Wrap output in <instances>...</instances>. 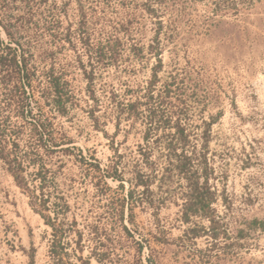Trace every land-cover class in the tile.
Returning a JSON list of instances; mask_svg holds the SVG:
<instances>
[{
    "label": "rangeland",
    "instance_id": "obj_1",
    "mask_svg": "<svg viewBox=\"0 0 264 264\" xmlns=\"http://www.w3.org/2000/svg\"><path fill=\"white\" fill-rule=\"evenodd\" d=\"M5 14L36 93L21 112L0 85V143L16 129L31 186L43 163L58 226L0 156V264H264V0H7ZM188 177L214 190L209 216L186 220Z\"/></svg>",
    "mask_w": 264,
    "mask_h": 264
},
{
    "label": "trees",
    "instance_id": "obj_2",
    "mask_svg": "<svg viewBox=\"0 0 264 264\" xmlns=\"http://www.w3.org/2000/svg\"><path fill=\"white\" fill-rule=\"evenodd\" d=\"M6 5L7 0H0V85H2V89L4 90L5 96L7 99L13 100V102H17L16 104L19 106V110L24 112L26 109L24 108L25 98H27V94L32 93L35 96V88L34 87V75L29 69L28 60L25 55L21 58L18 55V49L14 46L17 42L15 39V32L12 29V23L6 17ZM8 38V41H5L2 37V34ZM51 88L55 90V103L58 107H62V91L61 83L58 78L55 76L50 77ZM133 106V105H132ZM48 126L41 123L40 125H35L33 128V132L37 135H40V140L43 139L41 133L43 131H47ZM33 133V135H35ZM4 133L2 132L1 136ZM52 138V137H50ZM39 142V141H38ZM54 141L53 146L58 147L63 143ZM10 144V145H9ZM40 144V143H39ZM31 148V143L28 145ZM10 147V148H9ZM20 147V135L17 133L16 129L10 130V138L8 143L3 142L0 143V156L3 158L6 165H8V169H10L12 176L14 179L22 186L23 182H25L26 190L30 192L33 199L35 200L39 213L47 219V223L52 225L54 229H56V225L53 221L55 218L50 216L47 205V198L44 191L45 187V177L42 174L43 163L40 164L37 169L36 175L39 178V183H35L33 186L29 185L26 182V179L22 178V172L25 168V162L30 164L32 162L30 157H26L23 160L19 159L18 151ZM39 145L37 146V148ZM8 150V151H7ZM28 154V149L26 152ZM29 156V155H28ZM83 158V157H82ZM29 160V161H27ZM14 162V163H13ZM190 162V159L184 158L178 162V168L180 170H185ZM96 170H100L98 164L92 165ZM204 169L206 167L204 165ZM119 178V177H116ZM190 181V193H188V198L184 202V216L186 220L189 218L190 213H201L203 215H210V205L213 201L214 190L208 186L207 181L206 184L200 185L198 182H195L191 177L187 178ZM23 187V186H22ZM120 188H124V185H120ZM39 191V193H37ZM133 193L130 192V196L132 197ZM80 258V257H79Z\"/></svg>",
    "mask_w": 264,
    "mask_h": 264
}]
</instances>
